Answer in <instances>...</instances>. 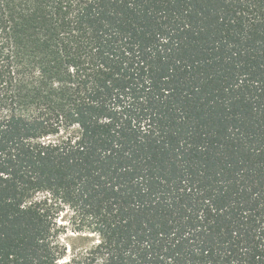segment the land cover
<instances>
[{
    "label": "trees",
    "instance_id": "trees-1",
    "mask_svg": "<svg viewBox=\"0 0 264 264\" xmlns=\"http://www.w3.org/2000/svg\"><path fill=\"white\" fill-rule=\"evenodd\" d=\"M0 264H264V0H0Z\"/></svg>",
    "mask_w": 264,
    "mask_h": 264
},
{
    "label": "rangeland",
    "instance_id": "rangeland-1",
    "mask_svg": "<svg viewBox=\"0 0 264 264\" xmlns=\"http://www.w3.org/2000/svg\"><path fill=\"white\" fill-rule=\"evenodd\" d=\"M60 222H63V220H60Z\"/></svg>",
    "mask_w": 264,
    "mask_h": 264
}]
</instances>
